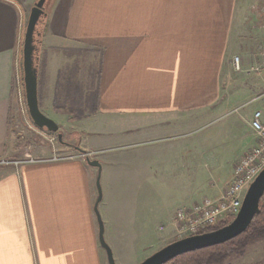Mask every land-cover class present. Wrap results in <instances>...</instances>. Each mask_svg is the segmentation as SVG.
Returning a JSON list of instances; mask_svg holds the SVG:
<instances>
[{
  "label": "crops",
  "instance_id": "obj_1",
  "mask_svg": "<svg viewBox=\"0 0 264 264\" xmlns=\"http://www.w3.org/2000/svg\"><path fill=\"white\" fill-rule=\"evenodd\" d=\"M35 1L0 0V159L27 153L17 151L13 81ZM257 3L264 0H48L34 34L38 106L57 119L70 152L92 151L101 165L98 210L115 264H123L126 248L113 244L112 230L138 256L159 226L170 242L175 209L218 196L233 162L253 146L250 130L218 186L219 173L196 152L205 143L191 135L221 113L223 75ZM255 102L250 117L262 103ZM101 135L109 137L90 141ZM28 154L36 160L53 151L39 145ZM193 165L201 167L192 171ZM130 166L137 167L140 189L158 166L182 185L173 198L127 212L114 191L117 167L123 176ZM192 172L195 180L211 173L207 190L190 189ZM96 175L82 157L0 165V264H106L94 212Z\"/></svg>",
  "mask_w": 264,
  "mask_h": 264
},
{
  "label": "rangeland",
  "instance_id": "obj_2",
  "mask_svg": "<svg viewBox=\"0 0 264 264\" xmlns=\"http://www.w3.org/2000/svg\"><path fill=\"white\" fill-rule=\"evenodd\" d=\"M243 24L244 27L242 31L239 32V37L237 38L239 51H236L232 55V57H239V68H235L232 59L231 62L228 63L226 73L223 75L225 78L221 89V101L219 102L222 104L220 107L221 113L218 114L217 112L214 117H211L212 119L210 120H213L212 122H210L204 129H201L191 135V137H196L199 141L205 143L203 148L197 150L196 152L199 153L200 151L205 154L204 160L211 165V171L219 173L216 178L213 176V179L218 181V186L220 183L225 181L227 169H229V164L234 155L237 153L239 144H241L245 139H249L251 137V133H249L251 129H249L247 122L249 121L250 113L253 107L257 104L256 102L250 104L246 103L251 97L264 90V4L257 3L253 5L250 8L247 18L244 19ZM76 81L77 80H74V84ZM22 91L24 93V85ZM15 104L17 107V119L19 121L18 126L16 127L15 137L18 148L17 151L19 153L23 154L25 151L27 152L26 154L31 153L35 151L39 145L46 146L47 148L52 149L53 153L60 155L73 153V151L70 152L72 149L63 145L69 139L63 134L61 128L57 131L62 134V143H59L57 139V132H48L46 129L36 128L28 115L27 107L26 109L24 107V111L22 112L18 103L15 102ZM235 109L237 110L235 111ZM43 112L45 113L44 115L55 121V119L47 115L45 111ZM78 112L79 111L74 110V119H76ZM55 122H57V119ZM232 125L236 126L237 132L230 128ZM95 128L96 126L92 127V129ZM79 135L83 137L82 133H79ZM52 136H54L55 139L50 141ZM108 137V135H101L99 137L100 139L97 140L93 138L90 141L102 142L103 139H108ZM75 142L74 138V143ZM75 145L77 146L76 143L74 146ZM74 153L79 152L74 151ZM94 158L95 157L92 156L90 159ZM200 167L201 166L193 165L189 169L193 171V168ZM136 168L137 167L135 166L124 167L123 172L121 171L123 176H121L119 171L121 167H119V169L117 167L116 169V172L119 175L118 179L120 182V190L119 193L114 191V194H118L120 200L119 206H122L123 209H127V212L130 209H143L145 205L151 203L156 205L159 197L170 199L177 194L175 192L177 190L176 187H178L182 181L171 177V175L164 170V166H158V168L154 167L155 170L157 169V173H154L155 175L150 179L151 181L143 183L145 185L142 184V189H140L141 185H139L142 182H137L139 181V178L136 176ZM169 168L171 169V166H169ZM193 174L194 172L190 173V189L193 187H199L201 188L199 190H202L203 188L207 190L211 173L209 172L207 175L204 174L202 178H199L198 180L193 179L196 175ZM127 185L129 187L128 191H126ZM147 186H151L152 190H148ZM166 221L167 219L164 223ZM112 231L117 232L116 235L118 237L116 239V236L114 235L113 244L115 242L119 248L120 241L123 243V248H126L124 250L126 251V254L122 260L123 264H139L145 257L167 244L166 240L168 239L167 238L164 241V233L159 230L157 231L156 229L155 235L152 239L150 237H146L147 239L143 241L146 243L142 245L145 250L142 252V256H138L133 248L129 249V247H127L125 240L120 234V230ZM106 238V241H108V236H106ZM154 238L159 239V243H157ZM169 239L171 241L176 240L173 233L172 238L170 237ZM110 244L112 243L110 242ZM111 251L113 252V245ZM105 263L108 264L106 255ZM221 264H264V240H257L253 243H249L245 247L243 254L233 253L225 258Z\"/></svg>",
  "mask_w": 264,
  "mask_h": 264
},
{
  "label": "water",
  "instance_id": "obj_3",
  "mask_svg": "<svg viewBox=\"0 0 264 264\" xmlns=\"http://www.w3.org/2000/svg\"><path fill=\"white\" fill-rule=\"evenodd\" d=\"M45 2L46 0H36L34 2L25 26L22 47L24 96L28 115L32 123L39 129H46L48 132H57L58 125L40 111L37 99L38 57L36 56V52L38 48L34 43V34L40 15L44 14L43 7ZM57 139L59 143H62V134L60 132H57ZM77 149L80 150L78 147ZM80 151L84 152L82 150ZM85 161L89 166L97 169L95 179L97 196L94 203V212L98 224V242L100 247L105 251L108 264H115L112 251L104 239V226L98 211V204L102 198L99 183L101 165L97 159L87 157ZM263 193L264 168L249 185L238 213L227 224L210 231L171 241L145 257L139 264H164L177 255L220 244L236 237L248 227L254 216L259 213V201Z\"/></svg>",
  "mask_w": 264,
  "mask_h": 264
},
{
  "label": "built area",
  "instance_id": "obj_4",
  "mask_svg": "<svg viewBox=\"0 0 264 264\" xmlns=\"http://www.w3.org/2000/svg\"><path fill=\"white\" fill-rule=\"evenodd\" d=\"M235 68H239V57H233ZM14 94L15 100L24 111L26 109L23 82H22V64H18L14 75ZM261 101L251 114L247 122L255 142L251 148L243 153L238 159L233 162L231 176L221 191L216 197H204L199 202L191 205L179 206L175 209L171 226L175 239L191 236L202 233L203 231L214 228L222 221L233 218L239 211L244 195L258 173L264 168V90L251 97L246 104ZM237 109H235L236 111ZM34 125V124H33ZM35 126V125H34ZM36 127V126H35ZM37 128V127H36ZM52 136L50 141L54 140ZM94 152L71 153L60 155L53 153L49 158L33 159L29 154H25L20 159H0V165L12 164L19 166L30 162L43 161H58L72 157L91 158ZM164 226H159V230H163Z\"/></svg>",
  "mask_w": 264,
  "mask_h": 264
},
{
  "label": "trees",
  "instance_id": "obj_5",
  "mask_svg": "<svg viewBox=\"0 0 264 264\" xmlns=\"http://www.w3.org/2000/svg\"><path fill=\"white\" fill-rule=\"evenodd\" d=\"M47 2L48 0L45 2L43 10L46 9ZM74 147L77 148L76 145ZM259 208V213L254 216L248 227L236 237L220 244L177 255L164 264H221L225 258L233 253L243 254L245 247L249 243L264 240V193L260 198ZM230 219L222 221L216 227L209 228L203 232L221 227L227 224Z\"/></svg>",
  "mask_w": 264,
  "mask_h": 264
}]
</instances>
